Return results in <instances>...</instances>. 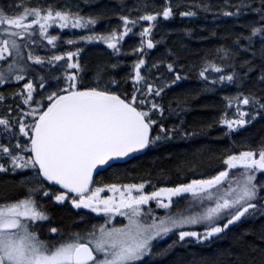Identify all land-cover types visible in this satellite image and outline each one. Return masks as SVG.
Masks as SVG:
<instances>
[{"label": "snow or ice", "instance_id": "obj_1", "mask_svg": "<svg viewBox=\"0 0 264 264\" xmlns=\"http://www.w3.org/2000/svg\"><path fill=\"white\" fill-rule=\"evenodd\" d=\"M98 2L0 3V173H30L17 182L26 195L0 203V264H159L177 248L193 241L209 243L230 226L264 218V179H258V174L264 176V139L257 147L246 146L245 139L232 141L200 164H176L177 176L185 182H172L161 169L159 186L143 178L150 173L139 171V182L93 186L97 170L127 164L176 140L192 142L214 126H223L222 135L231 137L264 118V0H223L219 5L212 0H164L159 6L118 0L115 8L92 9ZM84 7L92 10L85 13ZM180 9H186L179 11L182 18L200 11L213 13V20L230 17L244 31L231 44L216 47L211 57L206 54L199 66L181 63L172 48L155 60L146 59L149 50L167 42L168 33L154 38L158 18H173ZM113 15L120 20L118 27L95 30ZM54 25L85 34L64 38L50 32ZM183 32L193 34L191 28ZM129 35L138 36L139 44L126 52L123 41ZM77 41L103 42L116 62L97 61L90 68L81 61ZM65 43L74 51H60ZM41 48L46 54H38ZM129 54L139 58L117 79L111 73L124 63L120 55ZM192 71L201 86L166 100ZM89 73L91 82L86 80ZM129 82L131 92L116 90ZM229 87L235 91L222 96L220 115L188 130L189 99ZM121 171L132 175L118 168L114 174ZM105 190L110 194L104 195ZM37 197L102 214V222L49 243L35 230L50 215ZM118 216L127 223H116ZM50 232L60 230L52 227ZM249 235L255 239L248 240ZM170 237L175 238L157 247ZM234 245L229 264H264V222L236 234Z\"/></svg>", "mask_w": 264, "mask_h": 264}, {"label": "trees", "instance_id": "obj_2", "mask_svg": "<svg viewBox=\"0 0 264 264\" xmlns=\"http://www.w3.org/2000/svg\"><path fill=\"white\" fill-rule=\"evenodd\" d=\"M20 3L21 0H0L2 4ZM32 5L44 6L52 0H28ZM62 2V0H61ZM118 0H99L98 3L92 5V9L107 7L109 9L115 8ZM128 5H132L134 0H126ZM149 4L155 3L157 6L162 5L164 0H147ZM223 0H212L215 5L222 4ZM175 3V0H173ZM92 9L84 7L85 13ZM147 10L155 11V8H148ZM177 10L176 15L173 18L165 20L164 18H158L159 22L156 29H154V38L159 39L164 33H168L167 42L165 44L158 45L155 49L149 50L148 55L145 57L148 60H155L165 54L166 48H172L180 56L181 63L194 64L199 66L202 58L209 54L211 57L214 54L216 47L222 44H231L234 36L241 31H244L236 21L230 17H221L216 20L212 19L213 13H204L200 11L196 17L182 18ZM119 11V9H117ZM123 14V13H122ZM134 15L136 13H133ZM248 19V18H245ZM120 20L117 16L113 15L111 20H106L95 26V30L98 32L109 31L112 27H118ZM185 28H191L193 30L192 36L184 34ZM139 27L135 29L139 32ZM52 34L60 32V35L64 38L76 37L85 34V30L82 29H64L59 30L58 25H54L53 29H50ZM215 32L216 35L212 33ZM47 44V41L43 42ZM139 44V37L135 35H129L123 41L124 51H129L131 47ZM75 47L82 49L81 61L87 62L89 67L94 66L97 61H108L110 63L116 62V57L112 54V50L107 47L106 44L100 41L95 42H83L77 41ZM60 51H74L72 45L66 43L59 46ZM38 54H46L45 50L41 48ZM137 55H120L119 60L123 61L116 70L111 74L116 76L117 79L124 77L129 72L131 64L134 60L138 59ZM92 75L86 77L88 82H91ZM197 73L192 71L187 81L181 83L180 88H173L165 99H170L173 94L180 92L182 89H198L200 87ZM131 82L127 84H121L120 89L117 91L131 92ZM235 91L234 87L221 88L215 93L202 94L194 99H189L191 105V111L185 114V119L188 130H192L193 127H198L201 123L209 122L210 117L219 116L222 110V96L225 94H231ZM178 121L169 120L168 123H175ZM223 126H214L209 130L207 136H199L192 142H185L176 140L164 145H161L158 149L145 153L144 155H137L135 159L129 160L127 164L114 165L113 168H108L104 171H100L96 175V185L104 183H128L139 182L140 176L136 175V171L148 172L150 175H144V179H151L157 186L160 185L161 180L160 170L164 169L166 175L170 176L172 182H185L177 176L175 171V165L182 161H189L191 164H200L202 161H206L207 157L215 152L220 153L224 149L231 146L232 141H236L240 144L242 139L247 141L246 146L257 147L262 139H264V118H257L252 124L235 132L231 137L223 136ZM133 165H137V169H133ZM127 169L132 175H126L122 171L118 174H114L115 169ZM203 170V169H201ZM234 174V173H233ZM30 175L25 170L24 172L13 174L0 173V203L5 200L15 201L21 199L26 195V190L23 187H18L17 182L22 176ZM191 178V177H189ZM258 179H264V176H259ZM51 183V182H48ZM147 190L151 191L150 187ZM57 187L54 191H58ZM109 193L107 190H105ZM38 202L44 206L46 211L50 214L49 220L44 221L41 225V229L45 230L44 235L47 239H66L67 233L71 230L84 231L88 229L87 225L102 222L96 220L93 215L83 211H76L67 204H59L54 202L51 198L37 197ZM80 216H84V220H79ZM75 221V223H74ZM264 222V218L257 219L255 223L251 220H246L242 224L236 226H230V229L226 231L225 235L219 239H213L209 243H197L191 242L184 248H177L175 252L169 255L159 264H218V261H222V264H229V256L232 251H235L234 237L240 233L243 229L249 227H256L260 223ZM56 227L60 230L59 233H51L50 228ZM170 237L159 243L157 247H163L170 242ZM248 240H253L255 237L249 235Z\"/></svg>", "mask_w": 264, "mask_h": 264}, {"label": "rangeland", "instance_id": "obj_3", "mask_svg": "<svg viewBox=\"0 0 264 264\" xmlns=\"http://www.w3.org/2000/svg\"><path fill=\"white\" fill-rule=\"evenodd\" d=\"M235 174V173H234ZM110 193H107L106 191L104 192V195H109ZM184 203H185V201L184 200H181L180 201V204H179V206L180 207H182L183 205H184ZM60 204V203H59ZM62 205V204H61ZM67 205H69L70 206V204H67ZM152 207L153 208H155V204L153 203V205H152ZM73 208V207H72ZM90 212H91V210H89ZM173 211H175V208L173 209ZM159 215H163V211L162 210H160L159 211V213H158ZM91 215H93V217H95L96 218V220H99V221H102L101 219H100V216L102 215V214H95V213H91ZM44 222V221H43ZM43 222H37V225H36V231L38 232V234H39V236H40V238L42 239V240H45V241H47V242H49V243H58V242H60V241H62V240H64L63 238L62 239H47L46 238V236L44 235V233H45V230H42L41 229V225L43 224ZM116 223H127V220H126V218H123V217H117L116 218V221H115ZM98 223H100V222H98ZM87 226H89V225H87ZM71 231H75V230H71ZM70 231V232H71ZM69 232V233H70ZM69 233H67V236L66 237H68V235H69Z\"/></svg>", "mask_w": 264, "mask_h": 264}, {"label": "flooded vegetation", "instance_id": "obj_4", "mask_svg": "<svg viewBox=\"0 0 264 264\" xmlns=\"http://www.w3.org/2000/svg\"><path fill=\"white\" fill-rule=\"evenodd\" d=\"M147 189H149V188H146V190H147ZM151 190H152V189H151ZM103 194H104V193H103ZM152 205H153V204H152ZM76 211H80V210H76ZM81 211L86 212V213H88V214H91V212H90L89 210H86V209H85V210H81Z\"/></svg>", "mask_w": 264, "mask_h": 264}, {"label": "water", "instance_id": "obj_5", "mask_svg": "<svg viewBox=\"0 0 264 264\" xmlns=\"http://www.w3.org/2000/svg\"><path fill=\"white\" fill-rule=\"evenodd\" d=\"M99 171H102V170H97L96 172H94V179H95V177H96V175H97V173H98Z\"/></svg>", "mask_w": 264, "mask_h": 264}]
</instances>
